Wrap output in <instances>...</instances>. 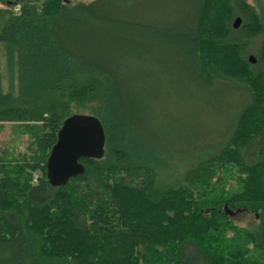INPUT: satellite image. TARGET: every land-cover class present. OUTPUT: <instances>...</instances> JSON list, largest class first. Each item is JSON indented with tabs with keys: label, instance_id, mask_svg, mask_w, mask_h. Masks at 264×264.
<instances>
[{
	"label": "trees",
	"instance_id": "16d2710c",
	"mask_svg": "<svg viewBox=\"0 0 264 264\" xmlns=\"http://www.w3.org/2000/svg\"><path fill=\"white\" fill-rule=\"evenodd\" d=\"M251 1L0 0V123L39 132L0 157V264H264V1ZM174 94L195 107L167 111ZM220 105L208 134L197 111ZM74 114L101 121L104 156L53 187L47 159ZM236 210L259 221L239 227Z\"/></svg>",
	"mask_w": 264,
	"mask_h": 264
},
{
	"label": "water",
	"instance_id": "95a60500",
	"mask_svg": "<svg viewBox=\"0 0 264 264\" xmlns=\"http://www.w3.org/2000/svg\"><path fill=\"white\" fill-rule=\"evenodd\" d=\"M241 18H236L233 27L238 28ZM250 61L255 63L254 57ZM106 143L101 121L87 114H74L67 118L58 132L46 163L48 182L53 187L66 185L72 178L81 176L85 166L81 159H101Z\"/></svg>",
	"mask_w": 264,
	"mask_h": 264
},
{
	"label": "rangeland",
	"instance_id": "374dc122",
	"mask_svg": "<svg viewBox=\"0 0 264 264\" xmlns=\"http://www.w3.org/2000/svg\"><path fill=\"white\" fill-rule=\"evenodd\" d=\"M78 0H66L67 3H73ZM87 1V0H86ZM90 1V0H88ZM252 2L251 0H249ZM264 1V0H263ZM4 6L0 3V9H3ZM18 9V8H16ZM3 69V68H2ZM3 76H5V73L3 72ZM4 85L6 86V80H4ZM176 93V92H174ZM162 98L165 96H161V94H156L154 97ZM192 100H194L197 96L195 93L192 91L189 95ZM234 98H238L237 96H233ZM177 96L174 94V98L171 99L172 104L164 103V106L168 108L167 111H172L175 112V114H178L180 110L178 109L179 106H188L192 107V109L195 107L194 104L188 103V105H184L181 103L180 100H177ZM160 101V100H159ZM162 104L161 103H156V105L153 104V107L156 109L161 108ZM198 108V107H197ZM201 112L197 111V113H201L202 115V123L201 128L203 129L204 132L210 133L212 132H217L220 129V125L225 124V120L228 117V113L225 112V107L223 106H218L217 108H205L200 107ZM176 110V111H175ZM212 114L217 116V121L216 119L212 116ZM220 120V121H218ZM38 126L31 127V125H23V124H14V123H0V157H5V158H16L20 154L26 153V145H27V138L31 136H36L38 134ZM231 217L234 220V222L239 226V227H246L250 225L257 224L259 221L258 217L246 210H236L231 212ZM251 255L254 256L255 258H258L259 253L257 251L251 252Z\"/></svg>",
	"mask_w": 264,
	"mask_h": 264
},
{
	"label": "built area",
	"instance_id": "2783aa9c",
	"mask_svg": "<svg viewBox=\"0 0 264 264\" xmlns=\"http://www.w3.org/2000/svg\"><path fill=\"white\" fill-rule=\"evenodd\" d=\"M19 9H16V11H18Z\"/></svg>",
	"mask_w": 264,
	"mask_h": 264
}]
</instances>
